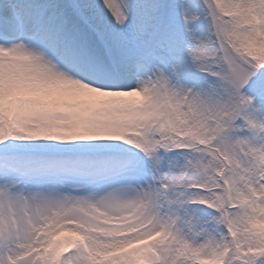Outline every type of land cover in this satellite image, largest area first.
<instances>
[{
  "label": "snow or ice",
  "instance_id": "6c2138e0",
  "mask_svg": "<svg viewBox=\"0 0 264 264\" xmlns=\"http://www.w3.org/2000/svg\"><path fill=\"white\" fill-rule=\"evenodd\" d=\"M0 264H264V0H0Z\"/></svg>",
  "mask_w": 264,
  "mask_h": 264
}]
</instances>
